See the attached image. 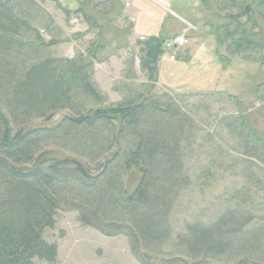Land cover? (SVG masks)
<instances>
[{"label":"rangeland","instance_id":"rangeland-1","mask_svg":"<svg viewBox=\"0 0 264 264\" xmlns=\"http://www.w3.org/2000/svg\"><path fill=\"white\" fill-rule=\"evenodd\" d=\"M91 1L83 11L67 13L57 0H0V4L10 3L24 20L18 40L33 44L40 37L45 42H57L40 49L14 47L11 56L17 66L23 70V66L46 56L82 55L90 64L92 82L102 95V100L83 96L86 107L115 106L142 94L141 102L154 101L168 110L165 116L169 122L174 121L172 113H180L182 120L178 121L176 137L181 140L188 181L171 209L168 230L158 245L155 242L143 252L148 260L163 264H264V246L260 253L248 250L244 239H251L254 231L264 237V21L254 17L249 9L237 20L238 24H247L248 38L255 40L252 46L238 52L229 49L232 38L226 37L222 27L237 22L231 15L250 5L251 0H209L206 6L198 0H106L99 12L98 5ZM128 1L132 2V9L139 11L136 25L160 31L163 41L189 28L188 36L193 42L181 53L183 56L191 51L188 60H170L169 49L162 45L159 61L143 70L145 51L140 36L135 39L129 31L130 17L125 15ZM237 2L241 6L223 10V5ZM148 68H152L153 75ZM5 93L0 91V107L7 111ZM71 114V110L61 108L41 118H25L23 125L25 130L54 127ZM133 136L129 134L122 145L115 143L111 149H105L106 144L97 145L95 150L86 151L87 155L80 151L82 145L70 142L68 147L49 138L36 155L78 160L97 173V168L98 172L103 168L100 164L105 157L114 151L127 153ZM119 163L118 160L116 164ZM120 166L123 185L126 182L133 189L138 174L125 171L122 163ZM232 211L236 216L229 224L245 217L250 222L235 236L229 233L235 230L233 224L223 227L224 237L232 241L231 245L223 251L208 252L202 246V251L188 252L193 226H209ZM79 214L77 209L58 211L55 225L43 233L47 242L57 244V260L40 264H142L133 255L125 234L107 236L83 224ZM117 221L121 220H113Z\"/></svg>","mask_w":264,"mask_h":264},{"label":"trees","instance_id":"trees-1","mask_svg":"<svg viewBox=\"0 0 264 264\" xmlns=\"http://www.w3.org/2000/svg\"><path fill=\"white\" fill-rule=\"evenodd\" d=\"M198 1L204 6L209 2ZM233 6L241 4L223 5V10ZM248 9L264 21V0H251L250 5L241 7L231 17L237 21ZM23 21L10 3L0 4V91L5 90L4 99L9 105L7 111L0 107V264L55 262L57 244L47 242L43 233L55 225L58 211L62 209H77L83 224L107 236L125 234L133 255L142 264H163L148 260L143 252L155 242L158 245L168 230L171 209L188 181L181 140L176 137L178 121L182 120L180 113H172L174 121L169 122L165 116L168 110L154 101L141 102L142 94L115 106L86 107L83 96L101 99L102 95L93 84L90 64L82 55L46 56L20 70L17 60L11 56L14 47L30 50L57 43L45 42L40 37L33 44L18 40ZM222 27L226 37L232 38L229 49L233 51L255 43L248 38L247 24L237 21ZM143 50L146 51L144 46ZM187 56L178 57L185 61ZM148 69L153 75L152 68ZM154 71L158 74L157 69ZM61 108L73 114L54 127L25 130V118H41ZM129 134H134V139L127 153L114 151L116 155L99 172L97 168V173L78 160L36 155L37 149L46 145L45 140L49 138L68 147L70 142L82 145L80 151L87 155L86 151L95 150L97 145L106 144L105 149H111L115 143L126 141ZM65 139L68 141L61 142ZM121 163L125 171L138 174L133 189L126 182L123 185L124 177L119 175L123 172ZM235 216L232 211L209 226H193L188 252L202 251V246L208 252L221 251L231 245L232 241L224 237L223 227L233 224L229 222ZM118 219L121 221L117 224L113 222ZM249 222L250 218H243L233 224L235 230L229 233L239 234ZM251 233V239L244 238L246 249L260 253L264 237L258 235L259 231Z\"/></svg>","mask_w":264,"mask_h":264},{"label":"water","instance_id":"water-1","mask_svg":"<svg viewBox=\"0 0 264 264\" xmlns=\"http://www.w3.org/2000/svg\"><path fill=\"white\" fill-rule=\"evenodd\" d=\"M64 4L68 5L71 9H76L78 6L77 0H64ZM162 43L163 40L160 39V37L152 35L145 41V47L147 49L145 58L143 60V63L145 67H151L152 65H155L158 62V59L160 55L162 54ZM116 155V152L108 155L105 157L103 162L100 164V167L102 168L109 160L110 158L114 157Z\"/></svg>","mask_w":264,"mask_h":264},{"label":"built area","instance_id":"built-area-1","mask_svg":"<svg viewBox=\"0 0 264 264\" xmlns=\"http://www.w3.org/2000/svg\"><path fill=\"white\" fill-rule=\"evenodd\" d=\"M126 7L130 6V3L127 2ZM172 14L175 15L173 11H171ZM189 28H185L181 33L175 34L171 39L165 40L163 42V46L165 45L170 53H169V59L170 60H177L179 53L182 51V49L188 47L191 44L190 37L188 36ZM147 40L146 36H140L139 41L145 42ZM73 57V56H70Z\"/></svg>","mask_w":264,"mask_h":264},{"label":"crops","instance_id":"crops-1","mask_svg":"<svg viewBox=\"0 0 264 264\" xmlns=\"http://www.w3.org/2000/svg\"><path fill=\"white\" fill-rule=\"evenodd\" d=\"M128 2H130V1H128ZM132 6H133V4H132V2H130V6H128L127 11H126L128 13V15L127 14H125V15L128 16V17H130V24H129L130 29H129V31L135 37V39H136V37L138 38L139 36H143V34L141 35V33H144V36H146L148 38L150 36H152V35H155V36L160 37V35L158 33L160 31H157V33H156V32H153L152 29H145V28H141L139 25H136L137 16H138V12L139 11L135 10V8L132 9ZM162 6L165 9H167V7L164 6V4ZM168 12H169V10H168ZM173 12H175V11H173ZM170 14H172V13L170 12ZM147 30H150V31H147ZM191 41L193 42V40H191ZM196 42H198V40H196ZM141 44L144 46V43H141ZM189 53H191V51L186 52V54H184V55H189Z\"/></svg>","mask_w":264,"mask_h":264},{"label":"flooded vegetation","instance_id":"flooded-vegetation-1","mask_svg":"<svg viewBox=\"0 0 264 264\" xmlns=\"http://www.w3.org/2000/svg\"><path fill=\"white\" fill-rule=\"evenodd\" d=\"M63 1H64V0H57V2H59V4L61 5V8H62L63 10H65V12H67V13H71V12H78V11L81 12V10L83 11V9L85 8V4H86V3L88 4V1H89V0H77V1H78V6H77L76 9H71L68 5L64 4ZM105 1H106V0H92L91 2H92V5H93V4H95V6L98 5L99 8H97V9H98L97 12H99V11L102 9L101 6L105 3ZM98 3H100V5H99ZM88 6H89V5H88ZM89 7H90V6H89ZM92 12H93V11H92ZM93 13H94V12H93Z\"/></svg>","mask_w":264,"mask_h":264},{"label":"bare ground","instance_id":"bare-ground-1","mask_svg":"<svg viewBox=\"0 0 264 264\" xmlns=\"http://www.w3.org/2000/svg\"><path fill=\"white\" fill-rule=\"evenodd\" d=\"M190 36V35H189Z\"/></svg>","mask_w":264,"mask_h":264}]
</instances>
